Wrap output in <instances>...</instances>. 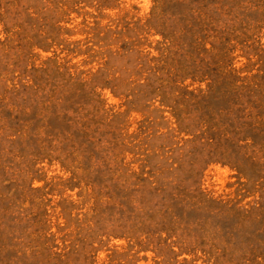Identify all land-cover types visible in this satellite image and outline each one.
Segmentation results:
<instances>
[{"label": "rangeland", "instance_id": "rangeland-1", "mask_svg": "<svg viewBox=\"0 0 264 264\" xmlns=\"http://www.w3.org/2000/svg\"><path fill=\"white\" fill-rule=\"evenodd\" d=\"M0 264H264V0H0Z\"/></svg>", "mask_w": 264, "mask_h": 264}]
</instances>
